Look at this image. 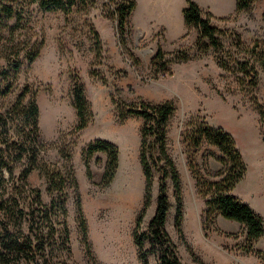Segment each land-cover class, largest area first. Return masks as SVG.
I'll list each match as a JSON object with an SVG mask.
<instances>
[{"label":"rangeland","instance_id":"obj_1","mask_svg":"<svg viewBox=\"0 0 264 264\" xmlns=\"http://www.w3.org/2000/svg\"><path fill=\"white\" fill-rule=\"evenodd\" d=\"M171 1L177 3V0ZM193 2L204 8H201L203 16L214 13H210V25L221 31L220 52L211 48L206 54H199L195 46L197 31L192 27L175 44L165 43L162 30L152 39L143 40L141 30L134 26L146 18L143 4L129 16L130 32L126 45H121L115 31L116 18L111 13L113 6L108 0H96L93 5L74 10L68 17L61 11L44 12L37 4L28 7V0H13L25 15L20 22L12 19L0 24V71L8 70L7 64L11 61L19 60L23 64L16 72L10 69L11 87L8 93H0V113L6 115L22 88L31 86L40 110L39 129L46 146L40 159L68 175L71 173L76 181L67 190L71 252L64 248L47 249L48 264H141L133 232L144 203L145 182L139 161L143 120L135 115L121 119L119 111L124 109L123 104L166 101L175 106L167 150L180 177L182 220L179 234L174 224L177 202L168 180L170 208L165 230L174 243L177 258L182 264H264V237L247 250L242 225L219 214L206 219L205 198L198 192L183 146V133L189 120L195 125L205 123L229 133L246 164L245 176L232 194L264 220V120L259 115V111L264 115V68L256 58L236 47L237 40L245 47L254 41L264 42V0H257L249 11L239 13L234 12L235 0ZM160 10H165L164 2ZM33 44H41V49L29 65L23 57ZM158 47L167 59L183 50L189 53L190 60L172 64L171 75L155 80L150 61ZM128 52L139 65L133 64ZM218 59L231 67L234 60L248 61L258 75L257 86L250 89L239 84L235 74L218 66ZM74 74L85 84L94 115L89 127L78 134H73L77 121L72 105ZM11 119L7 120L9 135L21 126L18 119ZM97 139H105L118 148V168L105 188L101 187V178L106 154L98 152L88 159L90 177L81 154ZM60 148L70 155L69 161L59 154ZM219 157L218 149L206 142L193 156L203 179L215 182L222 178L225 169ZM159 178V173L154 171L151 198L136 232L138 235L147 231L155 213ZM28 182L41 191L43 203L48 204L50 196L39 172L33 171ZM126 189L130 196L122 203L118 196ZM4 195V199L9 198L8 191ZM77 201L85 219L86 240L77 214ZM21 203L30 202L24 196ZM4 219L12 230L16 229L18 220ZM56 237L59 247L61 238ZM149 245L146 241L145 251ZM146 257L148 264H158L157 254L147 252Z\"/></svg>","mask_w":264,"mask_h":264},{"label":"trees","instance_id":"obj_2","mask_svg":"<svg viewBox=\"0 0 264 264\" xmlns=\"http://www.w3.org/2000/svg\"><path fill=\"white\" fill-rule=\"evenodd\" d=\"M29 4H37L44 12L61 11L68 17L76 9L93 5L96 0H28ZM112 4V15L116 18V30L119 43L126 45L127 35L130 32V15L135 10L134 0H108ZM187 5L183 10V20L187 28L197 31L196 48L199 54H206L209 49L220 52L222 43L218 35L221 31L210 25L212 15L203 16L201 8L193 2L186 0ZM257 0H235V11H249ZM13 0H0V24L15 19L22 20L25 11L12 3ZM29 9V8H28ZM236 47L251 57L256 58L264 68V42L254 41L251 46L245 47L240 40L236 41ZM41 44H33L25 52L23 59L31 65L38 57ZM133 64L139 65V61L130 52L127 53ZM187 51L178 50L171 59L166 58V53L158 47L150 64L152 76L164 77L172 74V64L184 63L190 60ZM231 67L222 59L217 60L219 67L236 75L239 84L251 88L257 86L258 75L248 61L234 60ZM22 62L11 61L8 70L0 71V93L9 92L11 83L10 69H20ZM13 75V74H12ZM18 95L15 103L6 112L0 113V264H48L45 259L46 250L58 251L62 248L70 251V232L67 225L68 188L75 185V178L70 173L62 171L56 165L41 161L40 154L45 149L39 129L40 110L36 102V94L31 86H25ZM72 105L75 109L77 121L73 134L85 130L92 123L94 115L92 105L86 93L85 84L78 74L73 76ZM124 109L119 111V118L124 119L129 115H135L143 120L140 134L139 161L144 176V203L136 218L133 238L138 250V260L141 264H148L147 252L158 255V264H182L177 258L174 243L165 230L166 217L170 208L167 194V181L173 186V195L176 199L177 211L175 216V230L181 233V187L180 177L176 165L167 150V135L170 121L175 112V106L171 101L158 104L141 102L140 104H123ZM261 120L264 115L259 111ZM8 117L18 119L21 122L20 129L9 135ZM206 142L216 147L221 154L218 161L224 167V173L219 181L210 182L200 176L193 156L202 144ZM183 146L186 149L188 168L195 179L199 194L205 198V216L211 220L219 214L222 218L236 222L246 231V249L264 237V220L248 205L241 203L232 194L235 186L244 178L246 164L241 153L236 147L232 136L221 128H213L205 123L195 125L189 120L183 133ZM106 154V163L101 178V187L105 188L114 179L118 168V148L109 141L97 139L82 151V157L87 167V175L90 177L88 159L95 153ZM59 154L68 161L70 155L63 148ZM33 171H38L45 181L46 192L50 196V202L44 204L41 191L30 186L28 178ZM157 171L158 195L156 209L148 223L147 231L136 233L141 225L151 198L153 185V173ZM8 191L9 198H5ZM24 196L28 198V204H22ZM11 201V203H8ZM80 201H77V214L81 231L86 240V224ZM4 218L18 220L17 227L12 230ZM56 225L60 226L58 229ZM22 227H25V231ZM56 235L60 236L59 247ZM148 241L150 248L144 250V244ZM86 242V241H85Z\"/></svg>","mask_w":264,"mask_h":264},{"label":"crops","instance_id":"obj_3","mask_svg":"<svg viewBox=\"0 0 264 264\" xmlns=\"http://www.w3.org/2000/svg\"><path fill=\"white\" fill-rule=\"evenodd\" d=\"M182 1V2H181ZM185 1V0H184ZM177 0V3H172L171 0H135V10H139L140 5L143 4L144 14L146 18L141 22L134 24V26L141 30L142 39L150 40L159 31H163V40L165 43H177L188 31L183 20V10L185 9V2ZM164 2L165 10H160L161 3ZM204 9L203 7H201ZM214 15V13L210 12ZM162 48H164L162 46Z\"/></svg>","mask_w":264,"mask_h":264},{"label":"bare ground","instance_id":"obj_4","mask_svg":"<svg viewBox=\"0 0 264 264\" xmlns=\"http://www.w3.org/2000/svg\"><path fill=\"white\" fill-rule=\"evenodd\" d=\"M121 191H119L118 193H120ZM122 194V195H121ZM121 197L118 196V199L122 202V203H125V201H127L129 199V196H130V191L128 189H126L125 191L121 192Z\"/></svg>","mask_w":264,"mask_h":264}]
</instances>
